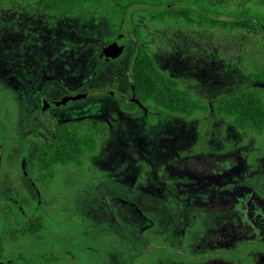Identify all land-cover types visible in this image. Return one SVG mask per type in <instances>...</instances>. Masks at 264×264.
I'll return each mask as SVG.
<instances>
[{
	"label": "rangeland",
	"instance_id": "374dc122",
	"mask_svg": "<svg viewBox=\"0 0 264 264\" xmlns=\"http://www.w3.org/2000/svg\"><path fill=\"white\" fill-rule=\"evenodd\" d=\"M192 3L208 6L183 0ZM229 6L211 26L161 22L154 10L126 15L156 66L210 104L208 113L186 119L156 107L129 110L101 92L131 96L132 44L79 87L99 50L75 48L85 39L109 43L118 33L107 6L57 17L34 0H0V263L217 264L229 257L207 260L212 244L251 241L249 221L264 233V137L237 130L213 107L245 88L264 87V0ZM247 11L262 24L258 31L221 26L231 20L227 14ZM43 74L77 86L74 92L97 93L41 118L38 100H26L20 88L32 93ZM44 88L48 100L71 94L54 82ZM66 122L102 127L98 150L42 188L34 182L40 143ZM36 217L44 223L41 238L24 226Z\"/></svg>",
	"mask_w": 264,
	"mask_h": 264
},
{
	"label": "trees",
	"instance_id": "16d2710c",
	"mask_svg": "<svg viewBox=\"0 0 264 264\" xmlns=\"http://www.w3.org/2000/svg\"><path fill=\"white\" fill-rule=\"evenodd\" d=\"M37 9L54 16H72L87 13L94 9L108 7L109 18L122 26V20L129 10L158 11L156 19L161 22L183 18L186 23L199 26L213 25L235 3L241 0H208V6L201 4H183V0H34ZM211 4V5H210ZM249 11L226 18L229 23L221 26L229 29L239 28L244 31H258L262 24L248 14ZM198 15V19L192 16ZM264 32V27L261 29ZM137 40L139 33L135 31ZM132 82L135 88V98L144 107H156L167 113L190 119L196 114L208 113L210 104L196 97L190 90L182 87L178 79L159 69L154 63L146 46L138 43L132 64ZM140 108L136 103L125 106L127 109ZM217 115L229 120L239 131H247L255 136L264 137V87L251 86L236 94L226 96L221 102L213 104ZM104 127V125H103ZM102 127H94L87 122H67L56 127L54 139L40 144L34 182L42 188L49 187L60 176V169L67 167H83L90 156L98 150V140ZM103 129V128H102ZM24 203L29 199L22 195ZM30 234L41 238L44 228L42 217L27 220L24 224ZM20 260V257L18 258ZM11 259L6 262L14 264Z\"/></svg>",
	"mask_w": 264,
	"mask_h": 264
},
{
	"label": "flooded vegetation",
	"instance_id": "af4514ba",
	"mask_svg": "<svg viewBox=\"0 0 264 264\" xmlns=\"http://www.w3.org/2000/svg\"><path fill=\"white\" fill-rule=\"evenodd\" d=\"M121 23H122V26H120V28H119V25L115 24L117 26L118 33L116 34V37L113 40H111V42L103 43V42H100L98 40L85 39L84 43H82L81 45H78L75 48L76 51L79 52L80 50L84 49L85 47H88V45H91V46H95L99 50V53L97 55V61L92 66V68H93L92 70H94V71L92 72L91 75L85 77V79H83L81 81V83L79 84V87L89 83L97 75V69L102 64H111V63L116 62L118 59H120L124 55L125 50L129 44H132L133 46H135V49H136V47L138 45V40H137V37L135 35V30L132 28V25L129 21V17L128 16L125 17ZM127 26H130V27H127ZM113 42L117 43L119 46H123V52H122L121 56L114 59V60H103L101 58V53H102L103 48L107 44H110ZM134 53H133L131 60L129 61L127 69H126V73H127L126 75L128 77L129 84H130L131 96L126 97V96H123L121 93L116 92V91H112V90H104L101 92L103 94H108L109 96L116 98L123 106H128V105L136 103L138 105V107H140L141 109L144 110L145 107L143 105H140L135 98V88H134V85L132 82V80H133L132 79V64H133ZM39 80H40V82H37V85H35L33 87V89L31 90L32 93H29V94L25 93L23 83H21L20 91H21L22 97H24L26 100H32V99L38 100V106L37 107H38L41 118H45L46 117V111H48L54 107L63 106L65 104H67L71 101L77 100V99L88 98V97L93 96L94 93H97L94 91H88V92H93V94L91 96H88V97L80 96V95L88 93V92H74L75 90H77L78 87L77 86H70L66 81H64L62 78H60L57 75L43 74V75H40ZM47 82L58 83V84L62 85L65 89H67L69 92H71V94H64V95L59 97V100H48L46 97L47 92L44 88V84ZM43 98L47 102V109L45 111L41 110V102H42ZM54 135H55V133H54ZM53 139H54V137H53ZM53 139H51V140H53ZM51 140H44V141H51ZM36 159H37V157H36ZM236 206H238V204H235V206L233 208H236ZM247 206L248 205H246V207ZM240 212H242V210H240ZM260 218L262 221L261 224H264L263 216H261ZM249 223H251L250 227H252L253 231H254V237L251 238V241H244L242 243H239L240 246L234 247V248H225V247L217 248V246L215 244H212L210 249L208 250V253H207V260H209V261L214 260V257L216 255H222V253H223L225 256L229 257V260L224 261L222 263H217V264H228L230 259H232L233 261H240L239 263H233V264H264V262H263L264 233H262L260 228L257 225H255L252 221H249ZM228 232H229V230H228ZM201 256H203V255H201ZM241 262H243V263H241ZM0 264H2V263H0ZM213 264H215V263H213Z\"/></svg>",
	"mask_w": 264,
	"mask_h": 264
},
{
	"label": "water",
	"instance_id": "95a60500",
	"mask_svg": "<svg viewBox=\"0 0 264 264\" xmlns=\"http://www.w3.org/2000/svg\"><path fill=\"white\" fill-rule=\"evenodd\" d=\"M122 52H123V46H119L117 43L113 42V43L107 44L103 48L102 53H101V58L103 60H114L120 57ZM92 94L93 92H88L80 96L88 97V96H91ZM46 109H47V102L43 98L41 102V110L45 111Z\"/></svg>",
	"mask_w": 264,
	"mask_h": 264
}]
</instances>
